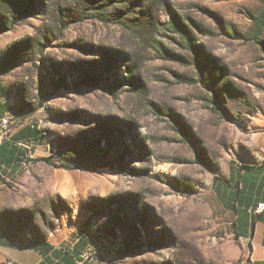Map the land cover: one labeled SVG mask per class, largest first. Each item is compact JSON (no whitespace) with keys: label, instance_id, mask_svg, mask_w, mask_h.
Masks as SVG:
<instances>
[{"label":"rangeland","instance_id":"obj_1","mask_svg":"<svg viewBox=\"0 0 264 264\" xmlns=\"http://www.w3.org/2000/svg\"><path fill=\"white\" fill-rule=\"evenodd\" d=\"M18 1L15 19L0 6L8 134L37 125L50 161L2 175L0 232L86 236L70 264L246 261L212 181L264 159V0H28L24 17Z\"/></svg>","mask_w":264,"mask_h":264},{"label":"crops","instance_id":"obj_2","mask_svg":"<svg viewBox=\"0 0 264 264\" xmlns=\"http://www.w3.org/2000/svg\"><path fill=\"white\" fill-rule=\"evenodd\" d=\"M13 106L12 98L0 82V119L10 113ZM41 133L35 131L34 125H26L16 129L12 137L0 145V193L5 186L2 175L18 173L29 164L47 158L48 145ZM212 189L226 212L233 216L238 239L247 244L248 257L239 264H264V211L256 212L258 204L264 202V159L258 161L250 157L242 163L230 162L227 171L214 176ZM78 241L71 246L73 251H66L58 240L22 244L4 235L0 238V259L13 258L20 264H69L67 261L75 259L83 246L76 245ZM59 253L62 255L55 258L54 254Z\"/></svg>","mask_w":264,"mask_h":264},{"label":"trees","instance_id":"obj_3","mask_svg":"<svg viewBox=\"0 0 264 264\" xmlns=\"http://www.w3.org/2000/svg\"><path fill=\"white\" fill-rule=\"evenodd\" d=\"M27 2L28 0H19L16 4V8L20 7V12L19 14H21V16H25L24 14L27 13V12H23L25 10H23L25 7L27 8L28 5H27ZM0 6L4 7V8H7L9 9L10 8V12L13 16V18H17V13H16V10L14 9L13 10V7L12 6H9L8 7V4H7V0H0ZM27 5V6H26ZM25 8V9H26ZM1 15V13H0ZM253 20H254V27H253V39L259 43L261 49L264 51V40L262 39V36H263V33H264V9L257 15H255L253 17ZM172 25H173V28L179 32L182 33V35H184L187 39V43L190 45V46H194L193 44V41H192V37L190 36L189 32H188V29L187 27L184 25V24H180L178 23L175 19L172 21ZM15 51H12V54H8L6 55V58L4 57H0V74L8 68L9 64L10 63H13L14 60H15ZM196 63L200 66L202 63L200 61H196ZM203 65L200 66L201 68V71H203L202 69ZM215 69V70H214ZM213 70L216 72L215 74L217 76H220L221 74H223V67H219V66H214L213 67ZM12 108V107H11ZM34 128H35V131L37 132H42L38 127L37 125H34ZM42 136H44L43 133H41ZM9 139V138H8ZM8 139H6L4 142H6ZM3 142V143H4ZM1 147V146H0ZM101 149V148H100ZM102 150V149H101ZM92 155V154H91ZM45 160H47L48 162L50 161V159L47 157L45 158ZM251 166V165H249ZM262 167H259V169H261ZM88 243V240L86 239V236H83L82 238H80V240L76 243V245L78 246H81V245H86ZM77 258V256H76ZM49 263L51 262L50 260L46 259ZM43 264V263H42ZM70 264V263H69Z\"/></svg>","mask_w":264,"mask_h":264},{"label":"built area","instance_id":"obj_4","mask_svg":"<svg viewBox=\"0 0 264 264\" xmlns=\"http://www.w3.org/2000/svg\"><path fill=\"white\" fill-rule=\"evenodd\" d=\"M11 124V115L10 113H6L1 119H0V145L10 137V134H8L9 126ZM264 211V202L259 203L258 207L256 209L257 213H260ZM4 235L0 234V238H2ZM0 264H20L18 261H16L13 258H6L1 260Z\"/></svg>","mask_w":264,"mask_h":264}]
</instances>
